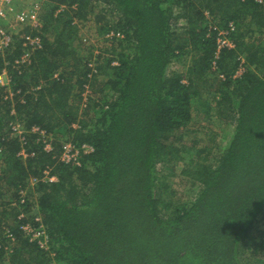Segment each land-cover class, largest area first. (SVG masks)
<instances>
[{
    "label": "trees",
    "instance_id": "trees-1",
    "mask_svg": "<svg viewBox=\"0 0 264 264\" xmlns=\"http://www.w3.org/2000/svg\"><path fill=\"white\" fill-rule=\"evenodd\" d=\"M45 2L42 48L30 65L10 67L22 53L17 37L0 55L13 94L4 101L0 87V264H264V0ZM96 8L100 35L123 38L105 51L109 59L97 56L88 78L92 54L79 56L72 22ZM229 23L234 48L218 53L219 30ZM179 60L185 72L170 71ZM85 84L93 98L83 102ZM199 100L207 111L234 115L230 140L210 160L208 147L174 142ZM15 120L24 146L10 135ZM32 127L51 135V152ZM69 142L93 152L79 166L64 164ZM177 162L200 184L184 204L158 170ZM44 170L56 181L44 180ZM23 190L29 199L20 203ZM37 215L48 251L20 229L37 225Z\"/></svg>",
    "mask_w": 264,
    "mask_h": 264
},
{
    "label": "built area",
    "instance_id": "built-area-1",
    "mask_svg": "<svg viewBox=\"0 0 264 264\" xmlns=\"http://www.w3.org/2000/svg\"><path fill=\"white\" fill-rule=\"evenodd\" d=\"M261 3V0H258ZM20 5V9H16L15 6ZM39 4L34 2V0H0V55H4V53L12 47V43L14 42V37H17L22 46V53L19 57L14 59L13 63L10 65L12 69H15L19 72V70L23 67L29 66L31 62V54L33 51L40 50L42 48V38L40 35V30L42 29V24L39 20ZM64 7H61L59 11H63ZM1 22L8 23V28L5 29L1 25ZM78 26V24H76ZM27 31V32H26ZM234 31L233 23H229L226 29L219 30L218 38H217V52L219 53L222 49H233L234 43L232 42L230 36L231 33ZM123 36L119 32L109 31L103 35V42L107 44L108 48L110 49L117 45L118 40L122 39ZM86 41V40H84ZM98 52V51H97ZM95 53V51H94ZM101 54V58L99 61L106 57L105 54L98 52V54H94L92 59L89 61H85V66L90 70L88 74V78L91 77L92 74H96V60L97 56ZM218 57V55H217ZM216 57V58H217ZM88 62V63H87ZM112 65H117V62L113 61ZM8 65V63L6 64ZM214 65V63H213ZM242 73V67L236 72L238 75ZM8 75L7 71L4 69L0 74V87H4L5 95H3L4 101H11L13 98V94L10 90V76L8 75L5 82L3 77ZM235 74V77H237ZM239 74V75H240ZM238 75V76H239ZM84 94L83 97L89 96L91 93L88 91L90 90L88 85L85 84L84 86ZM10 115H14V110L10 112ZM9 131L10 135L18 136L20 143L22 146L25 145V140L22 137L23 130L21 128L20 122L17 120L12 121L9 124ZM31 133L37 136L38 142L44 145V150L47 152H51L52 146V138L45 130L39 127H32ZM93 152V149L84 144L80 148H76L71 143H65L62 147V152L60 155L59 160L67 165L76 167L80 165V157L83 155H87ZM19 155L25 156L24 150H22ZM44 180L48 181L49 183L55 182V177H49V170H44ZM34 183V180L32 181ZM21 192V191H20ZM20 194V193H19ZM21 202H23L21 200ZM25 217L22 213L19 216V219ZM34 222L37 225H34L31 222L26 221L20 226L23 234L26 238L29 239L30 242H35V244L42 250L48 251L49 250V237L41 223L40 217L37 215L34 218ZM14 241V239L12 238ZM52 258L54 254L51 253L50 255ZM50 264H57L54 261Z\"/></svg>",
    "mask_w": 264,
    "mask_h": 264
},
{
    "label": "rangeland",
    "instance_id": "rangeland-1",
    "mask_svg": "<svg viewBox=\"0 0 264 264\" xmlns=\"http://www.w3.org/2000/svg\"><path fill=\"white\" fill-rule=\"evenodd\" d=\"M34 2L39 4V8H40L39 20L41 24H43L44 22L42 18L45 17L47 11L45 5L46 2L45 0H34ZM15 8L20 9L21 6L16 5ZM71 9L74 10L75 6H73ZM60 12L61 11H59L57 15L60 14ZM98 12H100V8L94 9L93 14L86 17L84 21H78L77 19H73L72 24L73 25L78 24V27L77 26L76 27L79 29V32L76 36V39L78 40L77 42H75L74 47L78 50L79 52L78 54L81 58L88 57L90 53L93 56L94 54H98V52H101L106 55L105 58L109 59V56L107 55L108 53L105 52L108 46L107 44H104L105 42H103L104 41L103 35H100V32L98 31L99 25H97L96 24L97 22L95 21ZM1 25L5 29L8 28V23L6 24L4 22H1ZM51 25L54 26L55 28L58 27L56 21ZM54 27L52 28V33H54ZM46 36H48L51 39V34ZM185 65L186 64L184 61L181 60L175 61L170 65L169 70L177 71L179 74L184 73ZM239 74L240 71L238 75ZM238 75L236 74V76ZM7 77H8L7 74L6 76L3 77L4 82L8 80ZM208 84H212V82L207 83L206 88L204 90L205 92L208 89ZM88 91L91 92V90ZM205 92H202L203 96H200L201 99H206L207 95ZM90 95L93 98L92 93ZM84 99H86V97H84ZM198 103L199 104L195 106L196 108L192 113V120L190 124L181 132V134H178L175 137L176 141L174 142L178 144V146L185 144L187 147H190V144L195 143L196 144L195 149H199L203 146L208 147V150L210 151L208 160H210L211 155L215 156V151L218 148L225 147L227 142L230 140L235 125V122L233 120L234 115L230 114L229 112L216 114L214 110L207 111L205 107L207 103H204L201 100H199ZM81 107L84 108L83 106ZM181 167L182 165L180 164V162H177L175 166L172 168L169 166L165 167L159 165L158 170H160L162 176L167 177L166 182L171 185V188L176 193L174 197L175 200L178 199L181 203L184 204V202H190L196 197L200 189V184L192 182L191 180H188L186 177H184L181 174ZM33 185H34L33 182H31L29 185V188H31L30 189L31 191L29 190V192L31 194H33L32 193ZM19 193H20V201H19L20 203H23L27 199H29V197H27L28 194L27 190H23L21 192L19 191ZM7 200H8V196H7ZM21 200L23 202H21ZM12 206H15V203H13ZM30 211L31 213L33 212L32 209ZM261 227L263 229L264 223H261ZM14 244L15 242H13V240L12 241L8 240V245L5 248L6 255H8L7 253L10 252L9 251L10 247L13 248ZM247 257H249V259H253L252 258L253 255L250 252H248Z\"/></svg>",
    "mask_w": 264,
    "mask_h": 264
}]
</instances>
